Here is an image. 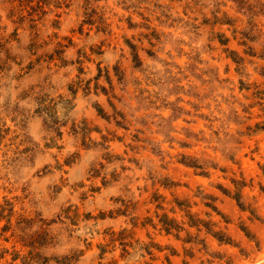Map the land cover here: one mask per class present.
<instances>
[{
	"label": "rangeland",
	"instance_id": "obj_1",
	"mask_svg": "<svg viewBox=\"0 0 264 264\" xmlns=\"http://www.w3.org/2000/svg\"><path fill=\"white\" fill-rule=\"evenodd\" d=\"M0 264H264V0H0Z\"/></svg>",
	"mask_w": 264,
	"mask_h": 264
}]
</instances>
